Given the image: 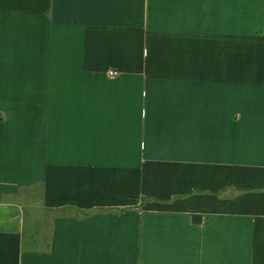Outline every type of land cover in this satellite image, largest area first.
Masks as SVG:
<instances>
[{
    "label": "crops",
    "instance_id": "1",
    "mask_svg": "<svg viewBox=\"0 0 264 264\" xmlns=\"http://www.w3.org/2000/svg\"><path fill=\"white\" fill-rule=\"evenodd\" d=\"M0 264H264V0H0Z\"/></svg>",
    "mask_w": 264,
    "mask_h": 264
},
{
    "label": "rangeland",
    "instance_id": "2",
    "mask_svg": "<svg viewBox=\"0 0 264 264\" xmlns=\"http://www.w3.org/2000/svg\"><path fill=\"white\" fill-rule=\"evenodd\" d=\"M51 215L52 214H48V219H50V217H51ZM39 228H40V225H39V223H38V221H34V224L31 226V228H30V236L32 237V235L33 234H36L37 233V230L39 231ZM30 237V238H31ZM30 238H28L27 239V242L29 243V244H31V242H33V241H31V239ZM39 245H37L36 247H38ZM30 247H34L33 245L32 246H30Z\"/></svg>",
    "mask_w": 264,
    "mask_h": 264
},
{
    "label": "built area",
    "instance_id": "3",
    "mask_svg": "<svg viewBox=\"0 0 264 264\" xmlns=\"http://www.w3.org/2000/svg\"><path fill=\"white\" fill-rule=\"evenodd\" d=\"M109 75H110L111 77H115V76L118 75V73L115 72V71H111V72L109 73Z\"/></svg>",
    "mask_w": 264,
    "mask_h": 264
}]
</instances>
